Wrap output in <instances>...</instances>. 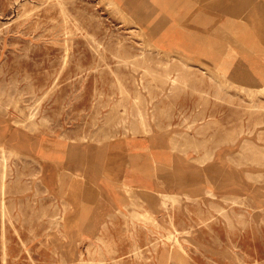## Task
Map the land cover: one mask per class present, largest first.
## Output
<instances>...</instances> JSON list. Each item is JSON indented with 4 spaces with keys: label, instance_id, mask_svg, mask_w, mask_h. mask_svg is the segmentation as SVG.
<instances>
[{
    "label": "rangeland",
    "instance_id": "obj_1",
    "mask_svg": "<svg viewBox=\"0 0 264 264\" xmlns=\"http://www.w3.org/2000/svg\"><path fill=\"white\" fill-rule=\"evenodd\" d=\"M0 83V264H264V0H0Z\"/></svg>",
    "mask_w": 264,
    "mask_h": 264
},
{
    "label": "bare ground",
    "instance_id": "obj_2",
    "mask_svg": "<svg viewBox=\"0 0 264 264\" xmlns=\"http://www.w3.org/2000/svg\"><path fill=\"white\" fill-rule=\"evenodd\" d=\"M64 6V5H63ZM61 9V8H60ZM29 14V13H28ZM27 19V18H26ZM67 36V35H66ZM90 38V37H89ZM67 48V47H66ZM119 51V50H118ZM67 54V53H66ZM142 56V55H141ZM120 61V60H119ZM121 61H123V60H121ZM64 67V66H63ZM255 67L256 68H259V65H255ZM155 75V74H154ZM157 75V74H156ZM160 77V76H159ZM204 83V82H203ZM0 84H2V83H0ZM245 83L243 82L241 85H244ZM251 86H255V84L254 83H251L250 84ZM9 97V96H8ZM12 98V97H11ZM261 105V104H260ZM261 108V107H260ZM139 109V108H138ZM258 113V112H257ZM1 148H2V146H1ZM3 151V150H2ZM1 155H2V153H0ZM6 158V157H5ZM3 159V158H2ZM6 160V159H5ZM3 161V160H2ZM3 163V162H2ZM18 169V168H17ZM16 171V170H15ZM6 172V171H5ZM18 172V171H17ZM10 173V172H9ZM19 182V181H18ZM1 183V182H0ZM3 185V184H2ZM2 187V186H1ZM2 191V190H1ZM4 192H5V190H4ZM3 194V193H2ZM3 205V204H2ZM10 206V205H9ZM4 218V217H3ZM11 224V223H10ZM4 261V260H3Z\"/></svg>",
    "mask_w": 264,
    "mask_h": 264
}]
</instances>
